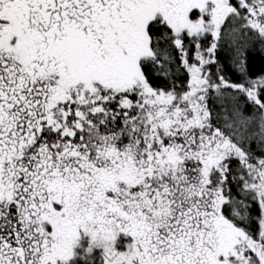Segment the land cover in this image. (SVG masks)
I'll list each match as a JSON object with an SVG mask.
<instances>
[{
  "label": "snow or ice",
  "instance_id": "obj_1",
  "mask_svg": "<svg viewBox=\"0 0 264 264\" xmlns=\"http://www.w3.org/2000/svg\"><path fill=\"white\" fill-rule=\"evenodd\" d=\"M0 264H264V0H0Z\"/></svg>",
  "mask_w": 264,
  "mask_h": 264
}]
</instances>
